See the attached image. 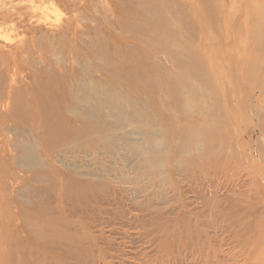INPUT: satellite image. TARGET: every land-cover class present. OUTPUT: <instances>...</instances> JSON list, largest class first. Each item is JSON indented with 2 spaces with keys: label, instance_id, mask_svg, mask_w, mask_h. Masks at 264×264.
<instances>
[{
  "label": "rangeland",
  "instance_id": "obj_1",
  "mask_svg": "<svg viewBox=\"0 0 264 264\" xmlns=\"http://www.w3.org/2000/svg\"><path fill=\"white\" fill-rule=\"evenodd\" d=\"M96 87L141 157L41 100L21 169L31 96ZM0 110V264H264V0H0Z\"/></svg>",
  "mask_w": 264,
  "mask_h": 264
},
{
  "label": "bare ground",
  "instance_id": "obj_2",
  "mask_svg": "<svg viewBox=\"0 0 264 264\" xmlns=\"http://www.w3.org/2000/svg\"><path fill=\"white\" fill-rule=\"evenodd\" d=\"M148 21H150V20H148ZM168 23H169V21H168ZM176 35H178V34L176 33ZM92 93H94L97 98H99L100 95H103L99 91V87L94 88V91ZM47 95L46 94L43 95L41 92H36V94H34L32 96L30 95L31 98L29 101L33 104V106H32L33 109L30 111H28V110L25 111L26 118L25 117L17 118V116H14L15 117V119H14L15 128L20 129V132L23 131L24 133H28V135H30V136L34 135L35 138L34 137H32V138L35 139V143H36L34 145H31V148L29 150L30 152H26L21 156L22 160L19 159V165L21 166V169H22V167L27 168L31 165L39 164L38 161L40 158H39V155L37 156L36 152H35L36 148H37L36 145L39 147H42L44 145V143L42 141V137H43L42 133L43 132H41L42 124L40 126V123L43 121V118L55 115L53 108H51L49 106L42 108L41 106H39V103L41 102V100H45L47 102H50V101L56 99V100H58V102L60 104L67 103L66 108L69 112L77 114L78 117L80 116L82 118H88V119H83V120L78 119V120L82 121V123H84L85 126L87 125V127L89 129L95 128L96 131H98V130L108 131L110 133L109 137H112L114 139L111 141L112 146L114 148H116L119 152H121V151L123 152L122 154H124L127 157L125 159L127 163H130L131 161H133V159H138L137 157H139V158L141 157L140 150H138V144L141 141L140 136H145L149 139L150 138L153 139V138L158 136V130H157L158 128L156 129L155 127L152 126L153 124L149 123L150 120H148L147 117L145 118L142 115L144 113H142L141 109L136 104H133V103L126 104L124 99L121 97H117L114 100L111 95H106V96L103 95L105 97V101L102 102L99 100L100 101V102H98L99 105L86 106L89 97H88V92L86 90H84L83 88H80L79 90H77V92H74V91L68 92L67 90L66 91L63 90L59 94L53 93L50 96H47ZM75 100L79 101L80 104L73 105L72 102H74ZM8 102L10 105H12L9 100H8ZM81 104H83V105H81ZM10 105L7 107H10ZM3 109H1V110H3V112H4L6 108H3ZM9 109L13 110L14 108H9ZM104 109L106 111L105 114L103 113ZM6 112L7 111H5V113ZM9 112H11V111H9ZM0 114H1V112H0ZM11 116L13 117V115H10V118H12ZM4 118H3V120H4ZM7 118H9V117H7ZM6 120H5V123H6ZM90 120H91V122H90ZM8 121H10V119H8L7 122ZM0 122H1V120H0ZM75 122H76V120H75ZM37 123H38V125H37ZM35 125H37V126H35ZM7 127L5 129L10 130ZM145 128L148 129V132H146ZM96 131H94V132L96 133ZM4 139H6V138H4ZM71 140L72 139H70L69 141H71ZM106 141H107V139H106ZM72 142H74V141H71L70 143H72ZM2 143L4 144V141H2ZM77 147H78V145H76L75 143L72 144V148L76 149ZM245 253H247V252H245ZM248 257H250V255H248ZM255 257H254V259L256 261H258ZM253 263H254V261H253ZM256 263H254V264H256Z\"/></svg>",
  "mask_w": 264,
  "mask_h": 264
}]
</instances>
